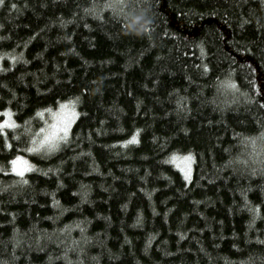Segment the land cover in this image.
Masks as SVG:
<instances>
[{"label":"trees","instance_id":"trees-1","mask_svg":"<svg viewBox=\"0 0 264 264\" xmlns=\"http://www.w3.org/2000/svg\"><path fill=\"white\" fill-rule=\"evenodd\" d=\"M5 110L0 264H264V0H4Z\"/></svg>","mask_w":264,"mask_h":264},{"label":"snow or ice","instance_id":"snow-or-ice-1","mask_svg":"<svg viewBox=\"0 0 264 264\" xmlns=\"http://www.w3.org/2000/svg\"><path fill=\"white\" fill-rule=\"evenodd\" d=\"M3 3H4V0H0V4H3ZM12 7H15V5H12ZM129 23H132V26L135 27L137 22H129ZM12 59H15V57H13ZM71 104H73V101H68L67 103L60 104V111L62 113H65L61 122L58 124L52 125L53 130L49 132L48 134L44 135L43 139H41L36 144L35 147H29L26 149V151L33 152V151L39 150L42 147L47 148L49 151H51L56 148L57 146L56 141L58 139H64L67 136L69 125L72 122V118L76 115L74 108L70 110V114H69V105ZM37 115H40V113H37ZM4 116L8 117V119H5L3 120V122H0V133L4 131L5 127L13 128L16 126L14 122L10 121L11 113L9 111L5 110ZM40 131L43 133L45 132V129H41ZM58 132H62L64 135L58 137L57 136ZM128 142H136V135L133 134L131 141H126L125 143H128ZM172 159L173 160L176 159L175 155H173ZM182 159L185 161L187 165L191 161V154L183 157ZM10 164L12 165V171L16 172L17 174L21 176H23L24 172L29 170L31 167L29 165V162L21 156H16L12 161H10ZM181 171H184L185 178L187 179L189 176V171L186 168H182Z\"/></svg>","mask_w":264,"mask_h":264},{"label":"rangeland","instance_id":"rangeland-1","mask_svg":"<svg viewBox=\"0 0 264 264\" xmlns=\"http://www.w3.org/2000/svg\"><path fill=\"white\" fill-rule=\"evenodd\" d=\"M72 105H69V114H70V110L71 109H73L72 107H71ZM64 115H65V113H62L61 111H60V109L59 110H57L56 112H54V113H52V115H51V119H50V126H49V129H48V133L49 132H51L53 129H52V125H54V124H58V123H60L61 122V120H62V118L64 117ZM74 118V117H73ZM72 118V119H73ZM5 119H8V117H3V118H0V122H3V120H5ZM10 121L11 122H13V120H12V118H10ZM58 133H60V132H58ZM62 134V133H61ZM262 156H263V154H262ZM183 157V156H182ZM185 157V156H184ZM26 160V159H25ZM177 160V162H178V164L180 165V167L181 168H186L188 171H189V173L191 172V170H192V161H193V159L191 158V161L186 165V163H185V161L182 159V158H178V159H176ZM175 160V161H176ZM16 173V172H15ZM25 173V172H24Z\"/></svg>","mask_w":264,"mask_h":264}]
</instances>
